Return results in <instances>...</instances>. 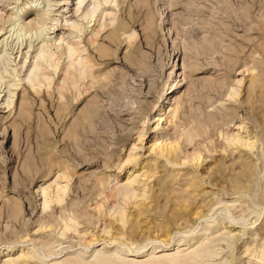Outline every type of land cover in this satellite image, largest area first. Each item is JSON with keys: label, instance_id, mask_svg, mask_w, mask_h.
I'll use <instances>...</instances> for the list:
<instances>
[{"label": "rangeland", "instance_id": "obj_1", "mask_svg": "<svg viewBox=\"0 0 264 264\" xmlns=\"http://www.w3.org/2000/svg\"><path fill=\"white\" fill-rule=\"evenodd\" d=\"M171 2L0 0V264H264V0Z\"/></svg>", "mask_w": 264, "mask_h": 264}, {"label": "bare ground", "instance_id": "obj_2", "mask_svg": "<svg viewBox=\"0 0 264 264\" xmlns=\"http://www.w3.org/2000/svg\"><path fill=\"white\" fill-rule=\"evenodd\" d=\"M172 2L171 3H173L175 0H171ZM177 1V0H176ZM191 3V2H190ZM192 3L193 4H195V1H192ZM245 3V2H244ZM175 4V5H174ZM174 4H171V6H176V5H178V3L177 2H174ZM249 4V3H248ZM69 5V4H68ZM180 5V4H179ZM82 7V6H81ZM80 7V8H81ZM79 8V9H80ZM195 10H196V8H195ZM30 11V10H29ZM84 15H86V13L84 14ZM234 20H236L239 24H240V26H242L243 27V29H245V31H251V30H253V29H255V28H263L264 27V16H261L260 18H257V17H255L254 15H252V13H251V11H250V9L249 8H247V7H244V10L243 11H241V14H240V16H238V17H236L235 15H233V17H232ZM255 20L257 21L256 23H255ZM76 25H80L78 22H76ZM153 25V22H151V27H150V29L151 28H153V27H155L154 25ZM207 25H206V22H205V20H203V21H201V23L200 24H198V25H193L192 26V28L194 29V30H199V29H202V28H205ZM239 26V25H238ZM154 29V28H153ZM155 30V29H154ZM153 30V31H154ZM185 31H190V30H186L185 29ZM195 32V31H194ZM193 32V33H194ZM99 33V31H97V33L96 34H98ZM210 40H211V38H205V39H202L201 40V42L199 43L200 45H199V47H207V46H210V47H214V49L213 50H215V51H217V50H219V49H222L221 47H219V46H217L218 44H217V41L215 40V39H212L211 41H212V43L210 42ZM214 42H215V44H214ZM209 44H211V45H209ZM79 49V51L80 52H82L81 53V55H83V56H81V58H80V60L81 61H83L84 63H83V69H85L86 70V72H91V67H89V63L88 62H90V57H89V54L88 53H84V51H85V49L83 50V48H78ZM211 49V48H210ZM82 50V51H81ZM69 51L71 52V48L69 49ZM230 60V59H229ZM229 60H226V62H225V64L227 65V66H229V63L230 62H228ZM236 60V58L234 59V61ZM231 61H233V59H231ZM233 61V62H234ZM237 61H240V60H238V58H237V60H236V62ZM235 62V64H237ZM232 63V62H231ZM232 66H234V64H232ZM231 66V67H232ZM243 68V67H242ZM231 69H233V67L231 68ZM246 71V70H245ZM239 73H241V71H239ZM164 93V92H163ZM77 99H78V97H77ZM201 116V115H200ZM200 118V117H199ZM199 118H196L197 120H198V122L196 123V132H199L200 134L201 133H203V131H204V124L202 123V120H201V118L199 119ZM144 123H146L145 121L143 122V124ZM146 125V124H145ZM238 125V124H237ZM145 134V126H142V128L139 130V132H138V135L140 136V137H142L143 135ZM0 135H2V133L0 132ZM156 143V142H155ZM157 145V144H156ZM177 145L178 144H173V145H171V146H167V153L169 154H171V153H174L178 148H177ZM179 146V145H178ZM154 147V146H153ZM158 147V146H157ZM161 149H162V146H161ZM156 150V149H155ZM157 150H159V149H157ZM158 152V151H157ZM168 154H167V156H168ZM191 155V154H190ZM187 156H189V154L187 155ZM199 158V157H198ZM112 181H113V179H112ZM119 181V180H118ZM121 188H123V189H127L129 186L127 185V184H125V185H121L120 186ZM202 248V247H201ZM204 250H205V247H204ZM102 258H104V257H102ZM105 259V258H104ZM130 260H134L133 258H130ZM135 263V261H131L129 264H134ZM5 264H9V263H5Z\"/></svg>", "mask_w": 264, "mask_h": 264}]
</instances>
